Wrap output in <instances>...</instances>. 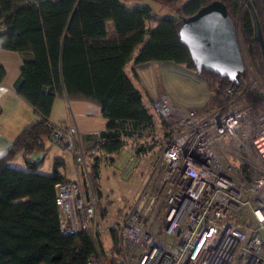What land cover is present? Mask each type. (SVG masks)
<instances>
[{"label": "trees", "instance_id": "trees-1", "mask_svg": "<svg viewBox=\"0 0 264 264\" xmlns=\"http://www.w3.org/2000/svg\"><path fill=\"white\" fill-rule=\"evenodd\" d=\"M158 1L176 8V16H158L147 5L128 9L120 0H0V21L5 23L0 49L22 55L24 64L15 90L38 116L0 157V264H87L99 249L104 255L99 234L94 241L85 232L65 235L61 231L57 185L70 182L63 161L56 159L52 173L45 174L41 172L44 159L29 158L51 141L50 114L57 98L98 105L107 124L89 153H119L128 140L142 138L155 126L142 93L125 73L126 65L138 52L136 65L173 62L195 70L179 30L184 18L214 1L226 5L240 39L264 77L263 56L245 0ZM251 2L264 38V0ZM108 22L114 25L113 34L107 31ZM148 22L155 27L149 30ZM201 77L212 92L208 107L224 105L221 95L232 87L244 91V101L258 110L255 92L244 90L243 75L238 85L211 71H203ZM19 153L25 157L24 168L11 165ZM99 179L96 158L88 180H84L85 193L90 194L91 185L99 198ZM112 237L113 252L117 253L114 231ZM105 260L114 264L107 257Z\"/></svg>", "mask_w": 264, "mask_h": 264}, {"label": "built area", "instance_id": "built-area-1", "mask_svg": "<svg viewBox=\"0 0 264 264\" xmlns=\"http://www.w3.org/2000/svg\"><path fill=\"white\" fill-rule=\"evenodd\" d=\"M244 90L255 92L258 110L238 106L244 91L232 87L222 108L201 116L166 94L155 102L171 135L125 216L127 257L117 264H264V84L253 77ZM49 128L54 145L76 152L75 125ZM56 203L63 234L96 241L93 194L70 181L57 185ZM102 255L99 249L87 264H107Z\"/></svg>", "mask_w": 264, "mask_h": 264}, {"label": "rangeland", "instance_id": "rangeland-1", "mask_svg": "<svg viewBox=\"0 0 264 264\" xmlns=\"http://www.w3.org/2000/svg\"><path fill=\"white\" fill-rule=\"evenodd\" d=\"M124 1L129 6L132 3L147 5L152 8L155 14L161 17L176 16V8L166 7L158 0ZM240 45L245 62L244 82L255 77L256 81L263 85L264 77H261L258 73L256 65L249 56V52L241 39ZM181 66L176 67L168 63H153L149 65L148 71L153 80L146 82L147 87L143 86V92L149 111L155 117L154 129L151 132H144L142 138L128 140L125 147L117 154L99 153V198H95L96 202H99V207H97L95 225L96 231H98L102 240L104 251L102 256L105 259L107 257V259L113 260L114 264H117V262L125 263L123 260L126 261L127 255L121 247L123 245L122 228L125 216L150 177H152L157 160L171 135L168 125L154 109L155 102L161 95H168L166 91L168 88L172 93L174 91V95L178 97L177 103L171 99L179 108L196 110L200 116L212 113L223 106L208 107L212 92L209 90L207 82L196 74L195 70L188 68L186 65ZM187 69L193 73H189L186 71ZM171 70L176 72L170 73L169 71ZM222 96L223 94L221 95V100H223ZM236 98L238 106L250 104L244 101V95H238ZM77 145L76 151L78 152L80 145L79 147ZM81 149L84 152L85 149L82 147ZM78 181L82 182L80 179H77ZM82 187L86 190L85 186ZM90 190H93L92 186ZM113 231L116 233L118 240L116 245L117 253H114L112 248L114 245L112 239Z\"/></svg>", "mask_w": 264, "mask_h": 264}, {"label": "crops", "instance_id": "crops-1", "mask_svg": "<svg viewBox=\"0 0 264 264\" xmlns=\"http://www.w3.org/2000/svg\"><path fill=\"white\" fill-rule=\"evenodd\" d=\"M120 1L128 9H133L136 6H139L137 5L139 3H132V5L129 6L124 0ZM155 25L156 24L153 22L147 23L149 30L153 29ZM107 31L109 34L115 32L112 22L107 23ZM148 39L149 36H146L145 41ZM137 55L138 52L134 54L133 59L126 65L125 73L133 85L142 93L144 103L149 109L143 92V86L147 87L146 82L148 80H153L148 71L149 65L153 63H168L173 64L176 67L182 66L173 62H150L136 65L134 59ZM23 64V57L20 53L0 49V67L4 71V74L2 75L0 70V157L4 156L8 152L12 143L22 134V132L28 128L33 121L38 119L32 106L19 96L15 90V84L20 77ZM173 71L175 70L169 72L172 73ZM186 71L193 73L189 69ZM167 89L168 96L170 95L171 97H169L177 103L178 97L174 95V91L172 93V91ZM181 110L185 112L188 109ZM50 122L64 125H75L78 130L76 143H78V147L80 145L79 151L74 153L64 150L54 145L52 141L49 140L45 143V147L42 150L33 153L29 158H31V161L44 159L41 172L45 174L52 173L54 161L56 159H61L69 181L76 182L77 179H80L83 183L80 181L78 182L82 183V186H84V180H88V176L93 168L94 160L99 158V154H90L89 149L93 146L94 142L97 141L98 135L105 131L107 120L103 117L98 105L87 101L69 100L67 97L63 96L55 100L50 114ZM81 147L85 149L84 152ZM11 165L17 168H24L26 166L24 155L22 153L17 154ZM92 191L93 190L90 191V194L94 195V192Z\"/></svg>", "mask_w": 264, "mask_h": 264}, {"label": "water", "instance_id": "water-1", "mask_svg": "<svg viewBox=\"0 0 264 264\" xmlns=\"http://www.w3.org/2000/svg\"><path fill=\"white\" fill-rule=\"evenodd\" d=\"M250 11L254 38L260 44L264 61V38L251 0H245ZM181 43L188 49L196 74L211 71L238 85L245 72L239 34L226 5L214 1L194 15L184 18L179 30Z\"/></svg>", "mask_w": 264, "mask_h": 264}]
</instances>
